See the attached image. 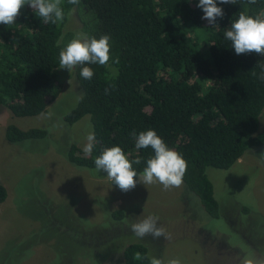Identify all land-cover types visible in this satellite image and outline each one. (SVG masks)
Masks as SVG:
<instances>
[{
	"label": "trees",
	"instance_id": "trees-1",
	"mask_svg": "<svg viewBox=\"0 0 264 264\" xmlns=\"http://www.w3.org/2000/svg\"><path fill=\"white\" fill-rule=\"evenodd\" d=\"M198 2L80 0L70 5L62 0L65 18L56 24L43 23L24 6L14 25H0V107L16 118L32 117L57 97L54 71L59 52L74 38L70 32L63 34L74 11L81 33L97 39L110 36L111 59L107 67L85 65L94 72L91 80L74 68L80 96L62 120L72 125L88 117L95 143L91 154L68 144L67 162L96 170L95 158L119 146L130 161L141 158L140 165H133L139 173L153 152L137 150L130 134L154 130L187 162L185 193L208 218L217 219L220 206L206 169L227 170L247 150L264 147V129L256 132L264 108V80L252 74H259L264 56L237 55L224 33L241 12L264 18V0H217L224 16L216 27L202 19ZM45 136L44 129L22 130L12 124L3 135L10 144ZM5 196L0 184V203ZM112 216L119 219L121 212ZM121 254L123 264H149L140 243L126 245Z\"/></svg>",
	"mask_w": 264,
	"mask_h": 264
},
{
	"label": "rangeland",
	"instance_id": "rangeland-1",
	"mask_svg": "<svg viewBox=\"0 0 264 264\" xmlns=\"http://www.w3.org/2000/svg\"><path fill=\"white\" fill-rule=\"evenodd\" d=\"M73 13L63 34L75 37L80 29ZM54 73L59 92L43 113L16 118L0 107V184L6 191L0 264H123L121 252L131 243L164 264H264V147L247 150L227 170L206 169L220 206L217 219L194 204L183 184L164 191L137 182L127 193L116 190L106 173L67 162V145L84 151L92 131L86 116L72 125L63 122L80 89L74 69L58 66ZM10 124L44 129L46 136L10 144L3 137ZM263 129L264 108L256 132ZM116 211L119 219L112 216ZM148 216L159 217L170 239L132 233L131 225Z\"/></svg>",
	"mask_w": 264,
	"mask_h": 264
},
{
	"label": "clouds",
	"instance_id": "clouds-1",
	"mask_svg": "<svg viewBox=\"0 0 264 264\" xmlns=\"http://www.w3.org/2000/svg\"><path fill=\"white\" fill-rule=\"evenodd\" d=\"M70 5H79L80 0H67ZM220 4H238V0H219ZM255 4L256 0H248ZM30 6L37 17L43 23L56 24L65 18L62 0H0V25L12 26L20 15L24 6ZM197 7L202 9V19L209 25L216 27L218 18H223L224 11L217 6V0H199ZM225 39L231 42V47L237 55L259 54L264 56V18L253 17L241 12L238 19L232 21L231 26L224 33ZM110 36L102 35L99 39L88 37L84 33H76L75 37L59 52V69H66L69 73L79 67L80 76L85 80H91L94 72L87 65L107 67L110 57ZM114 62H118L114 61ZM259 74L253 71V76L264 80V63L258 64ZM107 93V89H106ZM83 97L81 96V99ZM135 141V148L148 149L153 152L146 160V167L137 172L133 165H140L141 158L130 161L119 146L104 149L95 160L97 172L103 170L107 173V179L112 181L122 192H129L136 187L137 182L143 185L159 184L164 191L179 188L183 184V178L187 171V162L175 150L169 148L154 130L142 131L138 135L135 131L131 134ZM85 145L86 154H91L94 143V134L87 136ZM264 157V154L261 155ZM159 217L148 216L131 225L132 233L140 239L151 236L158 240L163 237L170 239L166 229L158 225ZM137 254V259H140ZM149 264H164V261L151 257ZM167 264H181L179 259H170Z\"/></svg>",
	"mask_w": 264,
	"mask_h": 264
}]
</instances>
